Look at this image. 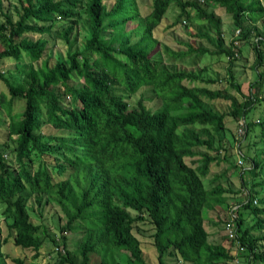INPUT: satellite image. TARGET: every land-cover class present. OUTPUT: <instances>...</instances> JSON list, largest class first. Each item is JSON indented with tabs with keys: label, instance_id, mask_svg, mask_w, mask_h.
Segmentation results:
<instances>
[{
	"label": "trees",
	"instance_id": "trees-1",
	"mask_svg": "<svg viewBox=\"0 0 264 264\" xmlns=\"http://www.w3.org/2000/svg\"><path fill=\"white\" fill-rule=\"evenodd\" d=\"M146 2L17 0L13 19L0 0V63L5 58L12 60L19 75L14 81L0 70V81L7 89L6 94L0 93V106L8 119L6 139L0 144V264L8 256L4 246L9 238L17 246L32 249L34 258L43 246L41 236L47 235V229L31 221L30 196L36 205L52 203L62 212L64 223L58 230L65 248L68 233H81L76 251L65 249L45 264H89L92 253L101 254V264H150L133 234L145 216L154 228L151 236L158 264H165V255L188 264L228 263L233 260L229 249L235 243L255 262L264 264V255L257 253V244H264V198L262 205L253 200L264 188L262 180L256 181L264 176V120H246L244 130L245 136L254 137L253 147L256 140L261 143L263 155L259 159L243 156L251 165L239 172V178L242 181L245 174L250 175L251 191L246 181L240 191L224 186L219 179H226L229 171L215 173L210 185H204L211 164L228 160L226 155L221 159L220 150L214 147L215 137L221 142L218 131L224 127L225 114L209 107L206 100H228V116L238 119L246 117L263 98L255 95L256 90L238 101L227 89L183 84L184 80H210H203L199 72L171 71L164 65L158 31L173 3L178 14L163 28L173 30L189 21L191 9L211 26L217 41L213 50L190 43L185 50L170 54L177 58L192 53L227 56L229 85L239 92L241 86L231 69L236 51L232 43L224 46L222 22L208 8L210 3ZM211 3L231 16L241 29V38L248 40L255 31L257 64L262 65L264 39L249 24L264 14L260 0ZM83 17L88 34L75 46L71 34ZM66 22L69 25L64 26ZM57 39L66 49L50 62ZM23 58L26 63L19 66ZM260 78L261 73L255 81L258 89ZM143 86L160 101L161 108L147 107L142 98L135 104L129 102ZM13 99L23 101L20 112L13 111ZM7 152L13 153L15 165H9ZM238 192L246 201L234 209L235 237H229L224 228L226 237L209 242L203 210L230 206L227 196ZM244 211L254 222L242 229ZM3 224L8 230L5 236ZM255 230L262 235L252 234ZM121 253L123 260L114 258Z\"/></svg>",
	"mask_w": 264,
	"mask_h": 264
},
{
	"label": "rangeland",
	"instance_id": "rangeland-1",
	"mask_svg": "<svg viewBox=\"0 0 264 264\" xmlns=\"http://www.w3.org/2000/svg\"><path fill=\"white\" fill-rule=\"evenodd\" d=\"M147 5L146 0H144ZM148 3H151V0H147ZM212 0H204L203 2L199 0L201 5H205V3H210L212 7L208 6L209 9H213L217 16L221 19V39L225 47L230 46L232 43V50L236 53L235 58H233V66L232 72L235 75V81L240 84L241 91H237L236 89L230 87L229 85V76L227 72L228 65V57L223 54H197L192 53L183 58L174 57L170 54L172 51H182L185 50L187 44H192L195 47H206L210 50L215 49L216 44V34L215 31L211 28L210 25L202 23L195 15L194 11L188 9L191 15V19L186 21V23L181 22L180 25L176 26L175 29L170 30L169 28H163L166 24H171L177 14L178 8L173 3L169 6L166 12L165 21L162 23V29H160L159 35L161 40V51L163 55V62L166 68L171 71L175 70H184V71H195L199 72L203 80H210V82H189L184 80L183 84L187 86H206L210 89H227L230 94L237 98L238 101H243L245 98L251 94V92H255L258 90L255 95H260L263 99L260 102L254 104L251 110L248 112L247 116L244 117L245 120H255L262 121L264 120V89L261 86H264V63L258 66V60L256 56L255 43L257 41V35L255 31L251 32L250 38L245 40L241 38L240 31L241 29H237L232 22L231 16L225 12V10L211 3ZM262 7L264 8V0H260ZM18 5L17 0H3L4 11L9 13L13 19L16 18V6ZM144 5V7L146 6ZM78 11H82L79 8ZM183 19V18H182ZM181 19V20H182ZM180 20V21H181ZM84 17L81 18L78 23L74 26L71 37H75L76 44L75 46H79L84 38L88 34V29L83 24ZM255 25L259 32H261L262 37L264 39V14L263 16L253 24ZM64 26L69 25V22L63 24ZM239 28V27H238ZM239 31V32H238ZM204 35L206 37H204ZM209 37V38H208ZM234 43V44H233ZM236 47H234V46ZM2 46L0 45V50ZM66 47L63 44L62 40L57 39L55 41V45L53 48L52 58H50V62L54 60V57L58 53H64ZM264 51V44L261 45L260 48ZM26 58L21 60V63H18L19 66H23L26 62ZM16 63H14L10 59H3L0 63V70L4 72L10 79L17 81L19 79V75L15 72ZM259 73H261L262 84L258 89V83L255 82L259 78ZM260 82V81H259ZM251 86H253L251 88ZM146 87H141L134 95L131 96L129 102L131 104H135L136 101L140 98L144 99V102L147 107L151 109H159L160 101L156 99L152 94L148 92ZM0 93H7L6 86L2 81H0ZM151 98V100H149ZM208 106L218 110L219 113L225 114L224 118V127L221 128L218 133L221 137V142L218 141V138L215 137L214 147H217L219 151L220 158L224 155L227 156V159H222L218 164H211L210 173L204 179V185L208 187L210 185V179L215 173H221L223 171H229V175L225 176L226 179L220 178L219 181L223 183L224 186L232 188L235 191L242 190V183L246 181L247 188L251 191V180L250 175L245 174L243 176V180L239 178V172L243 169L249 168L251 165L250 161L244 159L243 156L256 157L257 159L263 157L261 143L256 140V146L253 147L252 141L254 137L251 135L245 136L242 132L239 133V118H232L228 116V112L230 111V103L228 100L223 99H214L212 101L206 100ZM12 109L14 112H20L23 107V101L20 99H13ZM3 108L0 106V144L4 143L7 134V125L8 119L4 114ZM203 136V135H202ZM241 140V142H240ZM221 143V144H220ZM199 151H206L205 148H199ZM5 158L8 161L9 165L14 164L13 153L7 152L5 154ZM187 163H191L190 158H186ZM241 161V163L239 162ZM36 166V164H34ZM233 171V174H230ZM262 178V179H261ZM264 176L256 178V181L264 182ZM255 181V180H253ZM259 194L254 196L256 201L255 205L263 204L262 200L264 198V188L259 189ZM228 203H231L228 207L216 206L213 209H204L203 210V218L205 219L204 224L207 229L209 236V242H215L221 240L222 237H226V231L224 229V224L229 221L232 209L239 205L241 202L246 201V197L243 193L238 192L235 195H228ZM262 198V200H261ZM261 200V202H260ZM2 209V208H1ZM27 211L29 213V217L31 221L35 224H43L47 229V235H42L41 238H44L43 246L40 249L39 255L34 258V251L30 248H23L21 246H17L13 243L12 239L6 242L4 246V250L8 255L4 259V264H45L50 261H53L57 253H65V249L69 251H76L78 244L80 242V232L76 233H68L67 235V245L66 248L62 245V240L59 237L58 226L63 225V214L59 210V208L52 203H46L42 206L36 205L34 202V197L30 196L27 202ZM134 214V212H132ZM245 217V222L242 226L243 228L250 227L254 220L251 214L243 212ZM145 221L137 222L135 228L133 229V234L140 241L141 249H142V257L144 260L150 264H158L157 257L158 253L153 244L152 233L154 232V228L147 216H145ZM59 218H62L59 222ZM11 221L7 219L6 222ZM42 225V226H43ZM3 236L7 235L8 230L6 226L3 224L2 226ZM263 232L260 230H255L252 234L262 235ZM54 239L55 243L51 240ZM56 243H59L56 245ZM227 244V243H225ZM257 253H261L264 255V244H257ZM228 246V244L226 245ZM233 255V260L227 262H221L218 264H251L254 261V257H249L244 249L241 248L239 243H235V246L229 249ZM124 254H114L118 259L123 260ZM109 257V256H107ZM19 260L21 262L16 261ZM165 264H188L186 262L179 261V257H174L170 255L164 256ZM89 264H101V254L100 253H92L90 255ZM212 264V263H209ZM258 264V262H255ZM263 264V263H259Z\"/></svg>",
	"mask_w": 264,
	"mask_h": 264
},
{
	"label": "built area",
	"instance_id": "built-area-1",
	"mask_svg": "<svg viewBox=\"0 0 264 264\" xmlns=\"http://www.w3.org/2000/svg\"><path fill=\"white\" fill-rule=\"evenodd\" d=\"M238 122H239V133H241L243 131V129H244V126H245V120H244V118H241V119H239ZM239 162L241 163V161H239ZM254 202L256 203L255 200H254ZM237 206H235L232 209V211H231V217H230L229 221H227L224 224V228L227 230V234L231 238L235 237V235H236V227H235L236 214H234V209H236Z\"/></svg>",
	"mask_w": 264,
	"mask_h": 264
},
{
	"label": "clouds",
	"instance_id": "clouds-1",
	"mask_svg": "<svg viewBox=\"0 0 264 264\" xmlns=\"http://www.w3.org/2000/svg\"><path fill=\"white\" fill-rule=\"evenodd\" d=\"M243 118V117H242ZM239 119H241V118H239ZM244 120H245V118H244ZM245 126H246V120H245ZM245 126H244V129H243V131L242 132H244V130H245ZM241 132V133H242ZM241 133H238L239 135L241 134ZM243 135H244V133H243ZM210 153L212 154V152L210 151ZM215 153V152H214ZM242 157H243V155H242Z\"/></svg>",
	"mask_w": 264,
	"mask_h": 264
}]
</instances>
